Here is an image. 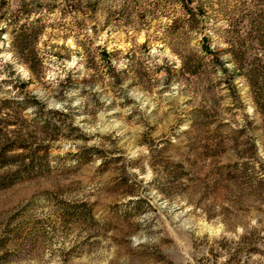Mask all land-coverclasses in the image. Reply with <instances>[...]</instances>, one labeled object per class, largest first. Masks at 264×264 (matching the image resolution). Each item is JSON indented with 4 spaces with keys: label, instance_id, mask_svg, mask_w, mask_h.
Returning <instances> with one entry per match:
<instances>
[{
    "label": "rangeland",
    "instance_id": "1",
    "mask_svg": "<svg viewBox=\"0 0 264 264\" xmlns=\"http://www.w3.org/2000/svg\"><path fill=\"white\" fill-rule=\"evenodd\" d=\"M27 1L43 64L32 75L4 35L0 100L24 134L60 132L28 138L48 147L41 176L0 190V264H226L251 235L243 260L264 264V116L226 52L236 37L243 71L264 60V0H203L215 56L170 0Z\"/></svg>",
    "mask_w": 264,
    "mask_h": 264
},
{
    "label": "trees",
    "instance_id": "2",
    "mask_svg": "<svg viewBox=\"0 0 264 264\" xmlns=\"http://www.w3.org/2000/svg\"><path fill=\"white\" fill-rule=\"evenodd\" d=\"M137 2L138 0H132L133 4ZM170 2L180 7L183 12L182 16L171 19L172 24L200 32L198 47L205 55L215 56L212 38L209 33H204L206 32L204 22L208 10L203 0H170ZM164 3L165 0H158L157 6ZM30 6L31 4L27 0H0V25H2L0 40H3L4 35H8L11 49L34 75L43 64L37 47L43 30L40 26L41 18L33 19L40 12ZM260 40L263 44L264 36ZM227 44L226 52L231 57V62L235 65L236 70L240 71L239 76L247 81L254 105L264 116V60L258 59L259 64L243 71L240 64L243 62L244 53L239 51L236 37H231ZM174 52L181 57L184 73L193 77L201 75L204 67L203 58L197 56L194 51H189L188 55L175 50ZM216 62L222 71H227L224 62L218 58ZM262 62L263 64H261ZM7 104L14 105L17 110L14 112L15 115H8L10 119L2 118L5 114L4 111L9 109ZM18 110H22L18 108V103L0 100V190L41 176L44 172L42 161L48 155V147L45 145L34 146L28 143V138L33 137L35 140H39L41 135L60 132V127L52 125L47 120L39 122L37 119H33L30 133L24 134ZM254 236H243L240 241L226 247V264H248L243 260L245 249L248 246H253L251 251L247 252L250 257L259 253V241Z\"/></svg>",
    "mask_w": 264,
    "mask_h": 264
}]
</instances>
